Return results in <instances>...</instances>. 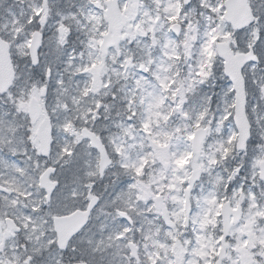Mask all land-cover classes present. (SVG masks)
<instances>
[{
    "label": "snow or ice",
    "instance_id": "6c2138e0",
    "mask_svg": "<svg viewBox=\"0 0 264 264\" xmlns=\"http://www.w3.org/2000/svg\"><path fill=\"white\" fill-rule=\"evenodd\" d=\"M0 264H264V0H0Z\"/></svg>",
    "mask_w": 264,
    "mask_h": 264
}]
</instances>
